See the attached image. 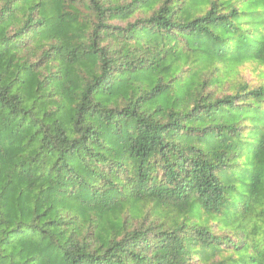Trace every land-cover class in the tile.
I'll list each match as a JSON object with an SVG mask.
<instances>
[{
    "label": "trees",
    "instance_id": "1",
    "mask_svg": "<svg viewBox=\"0 0 264 264\" xmlns=\"http://www.w3.org/2000/svg\"><path fill=\"white\" fill-rule=\"evenodd\" d=\"M264 0H0V264H264Z\"/></svg>",
    "mask_w": 264,
    "mask_h": 264
},
{
    "label": "rangeland",
    "instance_id": "2",
    "mask_svg": "<svg viewBox=\"0 0 264 264\" xmlns=\"http://www.w3.org/2000/svg\"><path fill=\"white\" fill-rule=\"evenodd\" d=\"M232 83L244 81L251 86L264 85V66L256 61H248L236 67L229 76Z\"/></svg>",
    "mask_w": 264,
    "mask_h": 264
}]
</instances>
